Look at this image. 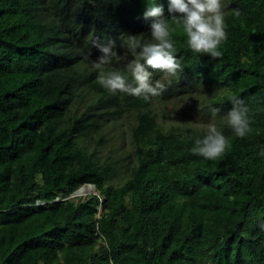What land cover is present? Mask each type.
<instances>
[{"label": "trees", "instance_id": "1", "mask_svg": "<svg viewBox=\"0 0 264 264\" xmlns=\"http://www.w3.org/2000/svg\"><path fill=\"white\" fill-rule=\"evenodd\" d=\"M224 5L222 55L193 54L178 29L184 70H152L172 82L145 101L110 93L93 61L115 39L106 70H124L119 37L150 35L147 0H0V264H264V0ZM233 95L250 109L244 138L227 125ZM181 97L230 139L221 157L190 151L208 127L160 119L156 104ZM122 123L131 149L104 155Z\"/></svg>", "mask_w": 264, "mask_h": 264}, {"label": "clouds", "instance_id": "2", "mask_svg": "<svg viewBox=\"0 0 264 264\" xmlns=\"http://www.w3.org/2000/svg\"><path fill=\"white\" fill-rule=\"evenodd\" d=\"M225 16L224 0H169L167 14L157 0H147L144 17L152 21L150 35L121 33L119 37L120 48L132 57L124 70H106L121 58L115 39L95 45L102 53L93 61V67L99 72L98 82L112 94L127 93L145 101L161 95L172 81L153 80L152 70H159L165 77H177L184 70L173 34L181 29L193 54L219 57L222 55L220 46L228 39ZM231 103L227 125L235 137L244 138L251 131L250 109L235 95L231 97ZM211 110L213 114L219 111L214 107ZM229 147L230 139L215 124H209L202 136L194 137L190 151L215 160ZM258 155L264 157V146L259 147Z\"/></svg>", "mask_w": 264, "mask_h": 264}, {"label": "rangeland", "instance_id": "3", "mask_svg": "<svg viewBox=\"0 0 264 264\" xmlns=\"http://www.w3.org/2000/svg\"><path fill=\"white\" fill-rule=\"evenodd\" d=\"M157 110L160 113V119L164 121L166 125L169 124H194L200 127H208L209 124H213L212 117L206 115L196 109L195 98H182L177 103L169 102L166 105H159ZM124 118V117H123ZM125 119V118H124ZM105 142L98 144L97 146L104 155L110 153L121 152L124 149H131V137L128 133L127 123L121 125H108L105 130ZM86 191L77 196H85L90 193H95L96 188L89 185H84Z\"/></svg>", "mask_w": 264, "mask_h": 264}, {"label": "water", "instance_id": "4", "mask_svg": "<svg viewBox=\"0 0 264 264\" xmlns=\"http://www.w3.org/2000/svg\"><path fill=\"white\" fill-rule=\"evenodd\" d=\"M88 185L91 186V187H95V188H96V185H95V184L89 183ZM83 187H84V185H82L81 187H79V188L73 193V195L81 194L80 191L82 190Z\"/></svg>", "mask_w": 264, "mask_h": 264}, {"label": "bare ground", "instance_id": "5", "mask_svg": "<svg viewBox=\"0 0 264 264\" xmlns=\"http://www.w3.org/2000/svg\"><path fill=\"white\" fill-rule=\"evenodd\" d=\"M85 191H86V188L83 187L82 190H81L80 192H81V194H82V193H84Z\"/></svg>", "mask_w": 264, "mask_h": 264}, {"label": "built area", "instance_id": "6", "mask_svg": "<svg viewBox=\"0 0 264 264\" xmlns=\"http://www.w3.org/2000/svg\"><path fill=\"white\" fill-rule=\"evenodd\" d=\"M39 203H42L41 201H39Z\"/></svg>", "mask_w": 264, "mask_h": 264}]
</instances>
